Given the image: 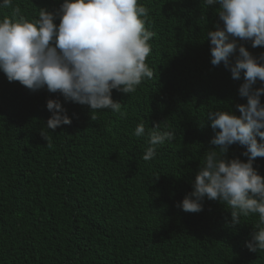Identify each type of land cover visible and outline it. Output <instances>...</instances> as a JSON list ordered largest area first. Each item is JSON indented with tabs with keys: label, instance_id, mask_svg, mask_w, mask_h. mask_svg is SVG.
Wrapping results in <instances>:
<instances>
[{
	"label": "trees",
	"instance_id": "1",
	"mask_svg": "<svg viewBox=\"0 0 264 264\" xmlns=\"http://www.w3.org/2000/svg\"><path fill=\"white\" fill-rule=\"evenodd\" d=\"M62 2L12 0L0 7V19L18 6L33 20L40 8L56 11ZM138 3L149 9L146 27L155 34L146 59L154 76L135 92L112 91L123 115L91 113L46 87L33 92L9 82L0 71V264H264V251L246 247L258 215L233 224L231 210L207 198L198 213L177 207L215 147L208 112L240 115L236 106L247 102L239 95L243 74L234 80L223 64H211L206 34L223 25L218 5ZM241 43L258 58L264 53V46ZM49 99L72 119L55 132L46 126ZM140 123L146 134L158 123L175 132L149 161L142 159L147 135L134 134ZM245 151L233 144L226 157L246 161ZM253 166L264 176V157Z\"/></svg>",
	"mask_w": 264,
	"mask_h": 264
},
{
	"label": "clouds",
	"instance_id": "2",
	"mask_svg": "<svg viewBox=\"0 0 264 264\" xmlns=\"http://www.w3.org/2000/svg\"><path fill=\"white\" fill-rule=\"evenodd\" d=\"M203 3L218 5L216 12L223 22L206 34L211 64H223L234 80L243 74L239 95L247 102L236 106L240 115L230 108L208 112L207 120L215 132L210 144L215 147L205 152L192 191L177 207L198 213L207 198L226 205L233 224L240 223L241 217L258 215L246 247L251 252L264 251V176L253 166L257 157H264V103L260 99L264 94V53L258 58L241 43L264 46V0ZM11 5L12 0H0L2 8ZM20 11L14 7L11 18L0 19V71L9 82L18 81L33 92L46 87L65 100L87 105L91 113L110 109L123 115L112 91L135 92L142 81L154 76L146 59L155 34L146 27L149 9L138 0H63L56 11L40 8L33 20ZM257 81L262 82L260 87H254ZM46 107L51 112L48 129L55 132L72 123L59 100L49 99ZM91 118L95 120V116ZM152 129L146 134L140 123L134 131L136 137L147 135L145 161L156 157L158 146L175 138L174 130H161L159 123ZM233 144L246 148V161L226 157Z\"/></svg>",
	"mask_w": 264,
	"mask_h": 264
}]
</instances>
